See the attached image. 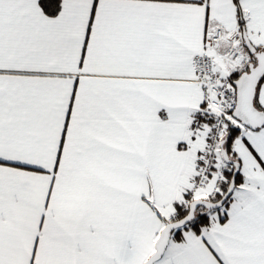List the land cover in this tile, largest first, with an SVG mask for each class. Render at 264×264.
I'll return each instance as SVG.
<instances>
[{"label":"snow or ice","instance_id":"1","mask_svg":"<svg viewBox=\"0 0 264 264\" xmlns=\"http://www.w3.org/2000/svg\"><path fill=\"white\" fill-rule=\"evenodd\" d=\"M0 264H264V0H0Z\"/></svg>","mask_w":264,"mask_h":264}]
</instances>
